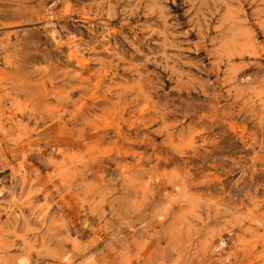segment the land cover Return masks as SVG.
<instances>
[{
  "label": "rangeland",
  "instance_id": "374dc122",
  "mask_svg": "<svg viewBox=\"0 0 264 264\" xmlns=\"http://www.w3.org/2000/svg\"><path fill=\"white\" fill-rule=\"evenodd\" d=\"M0 264H264V0H0Z\"/></svg>",
  "mask_w": 264,
  "mask_h": 264
}]
</instances>
